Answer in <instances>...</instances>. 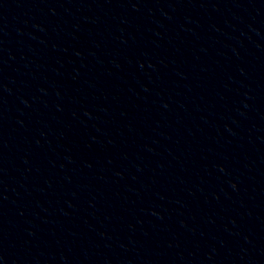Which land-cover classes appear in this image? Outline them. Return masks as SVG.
I'll use <instances>...</instances> for the list:
<instances>
[{"label":"water","instance_id":"1","mask_svg":"<svg viewBox=\"0 0 264 264\" xmlns=\"http://www.w3.org/2000/svg\"><path fill=\"white\" fill-rule=\"evenodd\" d=\"M0 264H264V0H0Z\"/></svg>","mask_w":264,"mask_h":264}]
</instances>
